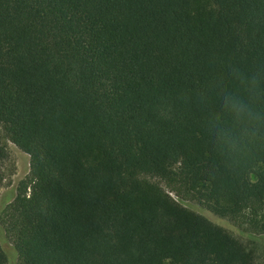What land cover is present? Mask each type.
I'll return each instance as SVG.
<instances>
[{"label":"trees","instance_id":"obj_1","mask_svg":"<svg viewBox=\"0 0 264 264\" xmlns=\"http://www.w3.org/2000/svg\"><path fill=\"white\" fill-rule=\"evenodd\" d=\"M227 61L264 63V0H0V264H257L182 203L264 234V153L223 178L186 98Z\"/></svg>","mask_w":264,"mask_h":264},{"label":"clouds","instance_id":"obj_2","mask_svg":"<svg viewBox=\"0 0 264 264\" xmlns=\"http://www.w3.org/2000/svg\"><path fill=\"white\" fill-rule=\"evenodd\" d=\"M204 111L208 151L223 178L235 176L255 153H264V63L250 68L227 61L186 97Z\"/></svg>","mask_w":264,"mask_h":264},{"label":"rangeland","instance_id":"obj_3","mask_svg":"<svg viewBox=\"0 0 264 264\" xmlns=\"http://www.w3.org/2000/svg\"><path fill=\"white\" fill-rule=\"evenodd\" d=\"M0 136L2 129L0 127ZM7 147L8 157L2 164L3 181L0 184V210L10 204L16 194V188L20 180L28 172V156L20 151L14 144L3 139ZM173 195V194H172ZM174 196V195H173ZM183 205L206 216L212 222L227 228L235 234L241 241L254 246L257 251V264H264V234L256 232L241 231L232 222L225 218L218 217L210 211L202 208L194 201H183Z\"/></svg>","mask_w":264,"mask_h":264}]
</instances>
